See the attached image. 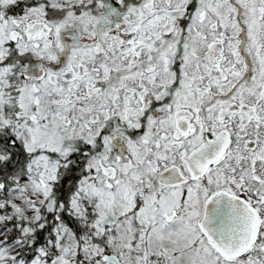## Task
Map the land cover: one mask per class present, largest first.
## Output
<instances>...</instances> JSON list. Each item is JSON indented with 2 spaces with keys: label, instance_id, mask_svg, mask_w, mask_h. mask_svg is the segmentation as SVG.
<instances>
[{
  "label": "snow or ice",
  "instance_id": "obj_1",
  "mask_svg": "<svg viewBox=\"0 0 264 264\" xmlns=\"http://www.w3.org/2000/svg\"><path fill=\"white\" fill-rule=\"evenodd\" d=\"M0 264H264V0H0Z\"/></svg>",
  "mask_w": 264,
  "mask_h": 264
}]
</instances>
